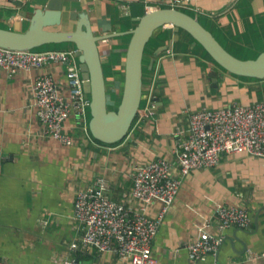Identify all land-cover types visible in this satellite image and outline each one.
I'll return each instance as SVG.
<instances>
[{
  "label": "crops",
  "instance_id": "crops-1",
  "mask_svg": "<svg viewBox=\"0 0 264 264\" xmlns=\"http://www.w3.org/2000/svg\"><path fill=\"white\" fill-rule=\"evenodd\" d=\"M46 1L31 0L25 7L0 0V27L17 25L25 30L31 10ZM156 6H166L165 0L64 1L60 28L75 26L70 11H85L97 34L116 33L99 41L109 109L117 107L121 95L131 36L128 30L135 26L136 17ZM187 11L237 57L254 58L264 49V0H194ZM166 28V38L157 39L147 55L140 108L127 136L119 143H104L91 136L89 108L84 118L72 113L65 121V130L74 139L72 144L42 135L32 84L38 75L48 73L58 89L67 94L64 63L14 73L0 68L1 264H60L64 257L76 256L70 245L81 235L73 217L79 189L104 176L109 196L136 209L139 204L130 196L135 166L158 157L177 166L174 131L188 127L191 111L264 100V78L223 69L184 30L172 49L154 56V50L171 37L169 26L157 32ZM38 48L71 49L73 44ZM212 70L217 71L215 81L209 75ZM149 94L155 96L153 114L144 112ZM221 203L245 207L251 216L249 227H220L215 211ZM158 208L159 203H152L148 213L153 215ZM201 225L222 235L223 241L216 254L192 262L187 244L196 239ZM152 252L158 264H264V157L224 153L216 166L192 170L183 177L154 237ZM76 257L79 264H130L113 253L96 250Z\"/></svg>",
  "mask_w": 264,
  "mask_h": 264
},
{
  "label": "built area",
  "instance_id": "built-area-1",
  "mask_svg": "<svg viewBox=\"0 0 264 264\" xmlns=\"http://www.w3.org/2000/svg\"><path fill=\"white\" fill-rule=\"evenodd\" d=\"M165 2L166 6L181 10L191 9L194 5V0ZM55 62L66 66L68 93H62L48 73L35 78L32 93L42 135L69 145L74 139L65 130V121L72 113L84 118L89 108V96L83 90L75 49L0 46V68L9 73ZM155 108V96L149 94L144 112L153 114ZM188 116V127L174 131L177 166L163 157L135 166L130 196L139 204L138 208H128L112 199L104 176H98L91 186L77 191L73 217L81 235L70 245L73 252L96 250L113 253L130 264H158L152 243L179 191L182 178L192 170L216 166L224 153L245 152L264 157V100L249 104L234 102L218 108L204 106L191 111ZM84 128H87L85 123ZM155 202L159 203V208L151 215L148 206ZM215 212L222 228H247L251 222L248 210L239 205L221 203ZM222 241V235L213 234L206 225H201L196 239L187 244L189 259L192 262L205 260L218 252ZM60 264H79V260L76 256H66Z\"/></svg>",
  "mask_w": 264,
  "mask_h": 264
},
{
  "label": "water",
  "instance_id": "water-1",
  "mask_svg": "<svg viewBox=\"0 0 264 264\" xmlns=\"http://www.w3.org/2000/svg\"><path fill=\"white\" fill-rule=\"evenodd\" d=\"M14 6L28 7L31 0H7ZM65 0H47L41 7L31 10L29 25L25 30L0 27V46L11 49H33L45 44L72 43L83 79V90L89 96L90 118L88 129L93 138L104 143L123 140L139 111L143 95V58L149 39L158 29L169 26L172 34L167 43L154 50V56L173 48L181 30L199 43L208 55L223 69L238 75L264 78V49L254 58H240L228 51L213 33L194 15L171 6H156L136 17V24L128 30L131 34L126 48L123 84L119 103L108 108L106 81L99 50V41L116 33L97 34L87 12L70 11L75 26L62 29ZM71 1V0H69ZM28 9L24 11V15ZM121 33V32H117ZM154 56L150 59L153 64ZM216 80L217 71L209 72Z\"/></svg>",
  "mask_w": 264,
  "mask_h": 264
},
{
  "label": "trees",
  "instance_id": "trees-1",
  "mask_svg": "<svg viewBox=\"0 0 264 264\" xmlns=\"http://www.w3.org/2000/svg\"><path fill=\"white\" fill-rule=\"evenodd\" d=\"M184 11H186V12H188L187 10H184ZM171 30V29H170ZM160 31V30H159ZM168 32H169V30L166 28L165 30H162V31H160V32H157V34L155 33L150 39H149V41L147 42V44H146V46H145V50H144V58H143V70H144V66L146 65V58H147V55L149 54V53H151V51H152V49H153V47H155V42H157V39H159V41H162L164 38L163 37H165V36H167V34H168ZM161 33V34H160ZM159 34L161 35L160 37H159ZM190 36V35H189ZM166 38V37H165ZM208 54V53H207ZM118 103H119V101H118ZM117 103V104H118ZM134 122V121H133ZM133 124V123H132ZM97 140V139H96ZM99 141V140H98ZM81 254V252L80 251H75V255L76 256H79Z\"/></svg>",
  "mask_w": 264,
  "mask_h": 264
},
{
  "label": "rangeland",
  "instance_id": "rangeland-1",
  "mask_svg": "<svg viewBox=\"0 0 264 264\" xmlns=\"http://www.w3.org/2000/svg\"><path fill=\"white\" fill-rule=\"evenodd\" d=\"M48 46H50V44H45V45H43V47H48ZM42 47V46H41ZM120 142V141H119ZM119 142H117V143H119Z\"/></svg>",
  "mask_w": 264,
  "mask_h": 264
},
{
  "label": "bare ground",
  "instance_id": "bare-ground-1",
  "mask_svg": "<svg viewBox=\"0 0 264 264\" xmlns=\"http://www.w3.org/2000/svg\"><path fill=\"white\" fill-rule=\"evenodd\" d=\"M137 116V115H136Z\"/></svg>",
  "mask_w": 264,
  "mask_h": 264
}]
</instances>
